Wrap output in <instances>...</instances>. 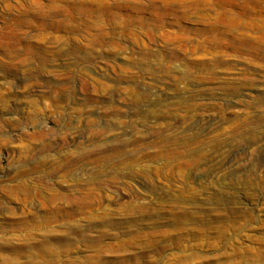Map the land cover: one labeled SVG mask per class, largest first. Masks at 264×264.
I'll list each match as a JSON object with an SVG mask.
<instances>
[{"label": "rangeland", "instance_id": "1", "mask_svg": "<svg viewBox=\"0 0 264 264\" xmlns=\"http://www.w3.org/2000/svg\"><path fill=\"white\" fill-rule=\"evenodd\" d=\"M256 25L264 0H0V264H264Z\"/></svg>", "mask_w": 264, "mask_h": 264}, {"label": "bare ground", "instance_id": "2", "mask_svg": "<svg viewBox=\"0 0 264 264\" xmlns=\"http://www.w3.org/2000/svg\"><path fill=\"white\" fill-rule=\"evenodd\" d=\"M261 21V20H260ZM260 21L258 20V23H260ZM262 22V21H261ZM254 26V25H253ZM256 27V28H255ZM255 27H253L254 29H256L258 32H263V33H261L262 35H263V40H264V31H262V29L264 30V28L262 27V26H255ZM252 28V29H253ZM234 204H235V202H234Z\"/></svg>", "mask_w": 264, "mask_h": 264}]
</instances>
